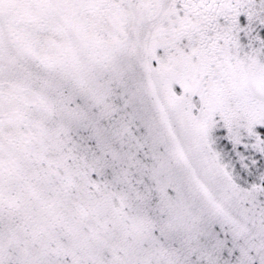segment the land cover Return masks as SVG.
Wrapping results in <instances>:
<instances>
[{
  "label": "snow or ice",
  "instance_id": "snow-or-ice-1",
  "mask_svg": "<svg viewBox=\"0 0 264 264\" xmlns=\"http://www.w3.org/2000/svg\"><path fill=\"white\" fill-rule=\"evenodd\" d=\"M0 264H264V0H0Z\"/></svg>",
  "mask_w": 264,
  "mask_h": 264
}]
</instances>
